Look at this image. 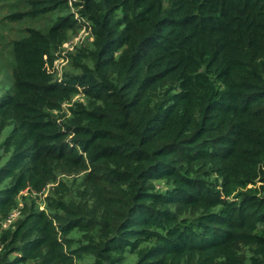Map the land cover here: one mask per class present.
I'll list each match as a JSON object with an SVG mask.
<instances>
[{
  "label": "trees",
  "instance_id": "1",
  "mask_svg": "<svg viewBox=\"0 0 264 264\" xmlns=\"http://www.w3.org/2000/svg\"><path fill=\"white\" fill-rule=\"evenodd\" d=\"M7 5L0 264H264V0Z\"/></svg>",
  "mask_w": 264,
  "mask_h": 264
},
{
  "label": "rangeland",
  "instance_id": "2",
  "mask_svg": "<svg viewBox=\"0 0 264 264\" xmlns=\"http://www.w3.org/2000/svg\"><path fill=\"white\" fill-rule=\"evenodd\" d=\"M12 0H5L4 7L0 8V17L7 13L12 9V7L7 4ZM74 13V8L72 7L70 10ZM53 14H44L36 17H26L18 21H2L0 22V80L1 82H7L10 77L11 71V41L14 38L21 36L26 27H38L41 29H45L48 24L51 22ZM75 23L76 29L70 31L69 36L64 40L62 47H60L59 55L62 54H70L74 52L78 46L82 44L89 43L91 40V35L88 31V28L83 22V20H79L78 16L76 17ZM69 62V61H68ZM68 62L65 58L59 56L54 60L56 64L58 75L61 74L62 69L67 67Z\"/></svg>",
  "mask_w": 264,
  "mask_h": 264
},
{
  "label": "built area",
  "instance_id": "3",
  "mask_svg": "<svg viewBox=\"0 0 264 264\" xmlns=\"http://www.w3.org/2000/svg\"><path fill=\"white\" fill-rule=\"evenodd\" d=\"M63 43H64V42H62L61 47H62ZM62 55H64V54H62ZM10 220H11V217L7 219V222L10 221ZM4 224H5V223H4Z\"/></svg>",
  "mask_w": 264,
  "mask_h": 264
}]
</instances>
